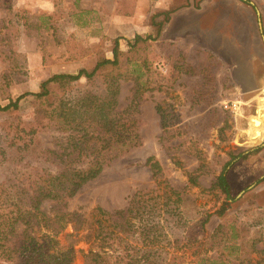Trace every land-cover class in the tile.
I'll list each match as a JSON object with an SVG mask.
<instances>
[{"label": "rangeland", "instance_id": "obj_1", "mask_svg": "<svg viewBox=\"0 0 264 264\" xmlns=\"http://www.w3.org/2000/svg\"><path fill=\"white\" fill-rule=\"evenodd\" d=\"M162 3L0 0V230L9 233L14 243L25 239V228L37 243L50 234L35 218L33 225L22 217L13 224V218L17 209L23 212L28 207L23 188L29 194L38 173L57 169L46 150L57 149L66 133L46 121L28 144L29 129L22 130L13 121H33L38 104L34 93L42 81L52 74L90 70L102 57L112 59L117 41L120 62L112 74L119 82L118 109L138 92L130 110L141 143L83 184L67 200L66 210L89 219L97 206L108 212L125 207L134 192L155 187L145 164L152 155L161 166L157 179L177 188L181 200L165 204L166 198L157 197L153 211L130 219L133 226L128 232L115 227L116 234L108 237L109 222L101 216L99 238L104 250L115 256L134 254L140 264H197L193 251L208 247L204 240L219 223L240 225L243 248L248 251L253 240L264 247V0H182L170 8H192L187 24L166 36L165 23L159 38L149 39L156 34L151 21L164 11L159 10ZM136 34L142 40L135 41ZM108 68L93 81L81 78L60 87V97L71 100L85 88L102 91ZM20 95L17 108H1ZM157 104L163 110L164 128ZM229 152L236 157L224 169L230 185L227 197L211 185L230 159ZM52 206L53 201L45 199L40 209L49 213ZM207 214L202 227L200 221ZM83 233L69 223L56 236L61 244L73 245L71 264H84L89 243ZM234 240L221 242L207 255L227 253ZM233 252L230 262L223 264H239ZM3 255L0 264H5ZM108 260L118 264L116 257Z\"/></svg>", "mask_w": 264, "mask_h": 264}, {"label": "trees", "instance_id": "obj_2", "mask_svg": "<svg viewBox=\"0 0 264 264\" xmlns=\"http://www.w3.org/2000/svg\"><path fill=\"white\" fill-rule=\"evenodd\" d=\"M169 13L170 11H160L153 16L151 23L156 26V34L152 37L149 35L147 38H159L163 32L164 24L169 19ZM157 17L162 19H157ZM134 38L135 41L142 40L138 34ZM112 52V59L99 58L90 70L80 68L76 73H58L49 76L41 82L40 90L34 93L38 104L35 107L33 121L26 123L19 120L13 121L17 126L18 124L22 125V130L23 128L29 129L26 134L28 144L34 140L38 129L47 125L46 121L66 135L64 140L56 145L57 149L48 148L46 150L52 156L57 169L53 172L38 173L29 194L23 188L27 193L29 204L23 212L20 208L17 209L18 215L13 218V224L22 217L26 220V224L32 225V220L35 218V222L38 225H41L40 222H42L50 234L42 235L43 240L37 243L25 228L22 232L25 239L14 243L11 241V237H7L9 233L6 234L0 230V255L4 254L5 264H71L75 255L73 245L69 242L61 244L56 238L57 234L69 223L74 225L75 230H82L83 238L89 243L87 252L83 254L84 264H113L108 260L111 257H116L118 264H140V259L138 260L134 254L120 253L115 256L114 252L110 253L103 249L99 238L101 216L109 222V229L106 232L108 237V235L116 234V228L121 232H128L133 226L130 219L132 217L140 218L141 212L143 214V212L153 211V204L157 197L166 198L167 203L165 204L170 202L175 204L181 200L177 188L157 179L161 166L150 155L146 158L145 164L150 167L156 185L150 190L134 192L125 207L108 212L97 206L90 212L89 219L84 218L81 212L66 210L67 200L72 198L83 184L98 176L111 160L141 143L137 131V121L130 110L134 106L132 103L138 92L135 91L126 107L118 109L119 82L118 78L112 74V71L119 67L120 62L117 41L114 43ZM107 65H110L106 74L109 75V79H105L102 91L85 88L71 100H64L65 98L60 97L61 94L58 92L61 90L60 87L67 88L66 86L81 78H85L88 82L93 81L102 74L103 68ZM52 82H58L60 85L51 87L50 83ZM136 90L138 89L136 88ZM20 97L21 95L15 101H10L1 108L4 110L17 108ZM156 110L160 113L161 124L164 128L166 124L160 104L156 105ZM10 133L11 131H8L6 135L9 136ZM229 155L230 159L225 162L211 185L212 189L218 188L227 197L230 193V185L224 169L236 157L234 152H229ZM189 181L196 183L195 178L191 175H189ZM154 192H156L155 195L152 194ZM45 199L53 201L49 213L40 209V205ZM150 201H153L152 204L149 203ZM223 209L224 207L220 208L218 214H221ZM22 214L25 215L22 216ZM36 216H38L37 219ZM208 216L209 214L205 215L204 219L200 221L202 227ZM149 229L154 231V227L150 225ZM13 230L14 227H12V236ZM242 232V228L238 224L234 223L226 227L224 223H219L204 240L208 247L193 251L197 255V264L229 263L230 254L233 251L237 253L233 258L239 264L244 261L248 264H264V247H257V240H253L249 251L247 248H243L245 239ZM231 238L235 240L228 245L230 249L227 253L216 251L214 256L207 255L211 248L217 247L221 242L225 243ZM184 239L185 243L190 241L189 237ZM9 241L11 245H9ZM150 241L154 242L155 240L151 239ZM177 241L174 240V242ZM252 253L256 254V258L251 257Z\"/></svg>", "mask_w": 264, "mask_h": 264}, {"label": "crops", "instance_id": "obj_3", "mask_svg": "<svg viewBox=\"0 0 264 264\" xmlns=\"http://www.w3.org/2000/svg\"><path fill=\"white\" fill-rule=\"evenodd\" d=\"M182 0H163V6L159 9V10H164V11H170L169 13V21L165 24L167 25L166 27V31L165 34L166 36H169V34L171 33V29L173 28H178V27H184L188 22V19H186V16L193 12L192 8H188V7H184L181 6L180 9L179 8H170L171 6H173L175 3L180 2ZM179 18V20H178ZM212 18V17H211ZM216 21V19L214 20ZM213 21V22H214ZM177 22V24H176ZM216 22H219V19H217ZM198 27V26H197ZM184 33L182 35H185V30H183Z\"/></svg>", "mask_w": 264, "mask_h": 264}, {"label": "water", "instance_id": "obj_4", "mask_svg": "<svg viewBox=\"0 0 264 264\" xmlns=\"http://www.w3.org/2000/svg\"><path fill=\"white\" fill-rule=\"evenodd\" d=\"M258 23H259V27H261L260 21ZM263 42H264V37H263Z\"/></svg>", "mask_w": 264, "mask_h": 264}]
</instances>
